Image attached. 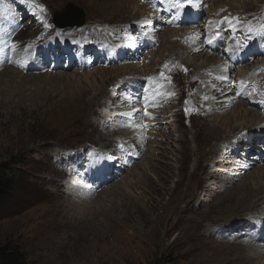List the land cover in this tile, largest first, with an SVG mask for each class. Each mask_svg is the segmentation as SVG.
<instances>
[{
    "label": "rangeland",
    "instance_id": "1",
    "mask_svg": "<svg viewBox=\"0 0 264 264\" xmlns=\"http://www.w3.org/2000/svg\"><path fill=\"white\" fill-rule=\"evenodd\" d=\"M194 1L201 8L196 12L200 11L204 18L202 28L180 25L174 17L164 21L161 17L165 6H161L162 16L159 17L151 0H133L126 8L132 15L129 23L125 21L128 14L104 16L84 0H28L29 5L23 0H0V163L11 160L20 163L18 183L8 199L0 204V247L18 246L31 264H224L227 246L239 244L246 248L240 244L244 238L251 239L256 246L264 245V234L254 225L241 227L237 230L240 235L232 232L219 220L221 209L217 204L235 182H228L229 176L239 177L235 175L237 167L255 162L244 175L248 176L264 166V161L259 160L264 144L251 153L245 152L241 143L238 150V144L233 149L229 146L219 149L220 141H212L214 137L207 133V127L213 126V122L223 132L226 127L220 118H211L214 109L207 108L206 103L213 98L201 92L203 84L208 88L207 83H210L214 87L212 92L219 87L215 92L220 93L228 82L238 100L223 109V113H214L217 117H231L239 103L247 104L235 89L240 69H246L242 72L245 75L249 69L256 68L252 81L257 91L253 96H260L258 92L264 90V0ZM219 2L226 9L221 11L226 13L222 20V31L226 33L222 47L237 53L236 58H239V50L234 46L247 41L243 33L248 32L253 39L248 46L259 43V54L253 50L246 61L232 60L229 81L214 76V72L200 71L203 65L214 64L218 56H222L223 63L228 61L222 47L214 52L192 53L187 58V45L174 50L165 44L168 37L172 38V44L180 43L176 36L181 32L185 36L193 27L205 35H200L202 40L212 35L215 30L207 28L212 24L209 21L212 8H220ZM181 3L186 0H176V5ZM70 5L81 14L71 13L63 19L80 20L84 22L82 28L56 29L53 18L65 13ZM170 7L177 8L172 4ZM142 12L155 16L152 25L142 26V21L133 16ZM192 15H188L190 19ZM234 16L239 17L240 24L232 20ZM231 26L237 27L236 30L242 28L243 36L237 37L238 32L232 31ZM132 29L148 33L156 41L155 47L142 58L133 56L129 61H119L110 47L118 44L113 42L115 36L121 37ZM230 37L234 42L229 41ZM51 39L55 42L52 52L58 47L56 40L60 45L71 40L64 44L69 48L74 41L70 67H67L66 55L59 58L60 49L47 66H42L47 63L46 58L37 61L39 53L34 50L42 44L46 47ZM135 41L139 47L137 38ZM11 46L17 47L20 53L32 55L30 58L38 62V70L27 65L34 67V72L23 73L16 63L24 58L16 61L15 55H8L7 49ZM10 68L22 72V77L31 75L26 79L28 84L19 74L8 70ZM46 73L53 76H37ZM125 73L131 78L121 83L124 88H119L123 79L118 81L117 77ZM77 74L88 76L89 81L92 76L99 78L92 90L89 81L84 80L81 87L89 92L86 104L104 92L100 104L91 102L85 109L66 107L65 98H70L79 87L68 77ZM207 76L211 78L208 82ZM111 79L118 83L106 82ZM143 85L148 88L141 100L138 91ZM150 86L157 89L149 90ZM259 100L247 105L260 117L253 127L264 129V103ZM132 104H137L133 114L127 109ZM107 109L112 112L109 119L105 114ZM115 112L122 114H113ZM141 120L147 121L144 127ZM235 121L244 122V117ZM131 125L135 132H138L135 128H139L146 135L143 144L136 139L117 138L121 130ZM253 127L246 133L251 135ZM108 133L107 139L101 141ZM126 149H130L128 156L124 155ZM231 157L235 163L224 162ZM73 182L79 186H73ZM85 183L93 188H84ZM85 198L101 202L86 207L88 216L96 215V230L92 225L87 229L85 224L71 221L79 216L76 207ZM68 202L73 207L68 208ZM255 216L264 222V207L259 208ZM169 229L173 230L168 232ZM250 230L255 232V237H250Z\"/></svg>",
    "mask_w": 264,
    "mask_h": 264
},
{
    "label": "bare ground",
    "instance_id": "2",
    "mask_svg": "<svg viewBox=\"0 0 264 264\" xmlns=\"http://www.w3.org/2000/svg\"><path fill=\"white\" fill-rule=\"evenodd\" d=\"M24 1H25V3H29L28 0H24ZM84 1L87 2V4L89 6H92L95 9H97L98 11L102 12V14L104 16H109V15H113V14H117L118 16L119 15H126V14H128L129 16L125 19V21L127 20V22L128 21L131 22L130 19H131L132 15H130L127 12V9L126 8L131 3H133V0H127V2L125 0H84ZM201 1L202 0H198L199 3ZM233 2L235 3L236 0H233ZM222 5L223 4H220V2H219V5L218 6L220 8H212L213 14L211 15V19L209 20L210 23H212V24L211 25L209 24V27L207 29L212 28L213 25H214V23H215V21H217V20H218L217 22H220V23L223 22L222 20L224 19L226 13H224V12L221 13V11L222 10L225 11L226 9H224V7H222ZM166 6H168V4H166ZM134 11H135V9H134ZM70 12L71 13H78L79 10L71 9ZM149 13L151 14L150 16H149V14H146L145 15V13H143V12L142 13H137L136 15H133V16L134 17H137L136 19L138 21L139 20H140V22L142 21V24H141L142 26H148L150 24L152 25V23H154V19H155L154 18L155 16H152V13L151 12H149ZM141 16L144 17V18H142ZM78 21H80V20H78ZM157 21H160V20L157 18ZM225 26H229V25L226 24ZM233 28H234V30H236L237 27H233ZM188 30H189V32L188 33L186 32L185 36H184L183 32H181L182 33L181 35H177L176 36V37H178L181 40L180 43H176V44L174 43V44H172L171 43L172 38L169 39V37H168L166 39L165 44L167 43L168 44V47L170 46V48H172L174 50H177L178 48L179 49H182V47H184L185 45H187L186 50H185V51H188L187 58H189L192 53H197V52H205V53H208V51H206L204 47L202 48V43L201 42L198 41V43H195L196 41H192L190 39L191 37H193L196 34L199 35L200 32L197 31L196 27H193L192 29H188ZM231 30H232V28H231ZM69 31H71V30H69ZM212 31L213 30H211V32ZM201 34L203 35V33H201ZM155 36H157V35H155ZM203 36H205V35H203ZM246 36L247 35H244L243 39H246L247 40L248 38ZM53 40L54 39H51L50 40V43L47 44L46 47H45L46 48V53L50 51L49 55H51V53H52V47L54 48V43L55 42ZM258 44L259 43H256L255 42L251 46H246L244 48H242L243 47L242 46V47L238 48L239 54H240L239 58H236L237 56L234 55L231 60L228 59V61L227 62H224V63L221 60L222 56H218L217 57L218 60L215 61L214 64L209 65V63H208L206 65H203L202 67H200L201 68L200 71L201 70H205V72H210V73L211 72H214V76H217L218 75L220 79L226 80L229 77L230 72L232 71V69H231L232 68V60L233 59H237L238 61H246V60L249 59L248 57L251 55V53L253 52V50L257 51L256 54H259V51H258L259 45ZM229 47H231V49H232V46H229ZM48 48H50L49 51H48ZM234 48H236V47L234 46ZM171 51H173V50H171ZM80 52H82V54H83L84 53V50H80ZM177 54H179V53H177ZM26 55L27 54H25V53H21V54L15 56L16 61H17V58H20V57H23L24 58ZM174 55L175 54H172L171 53V56H174ZM31 56L32 55H27L26 56L27 59L24 58V59L18 60L17 63H16L18 65V67H20L19 63L21 62V64H22L23 67H27V65H30V66H34L35 67V68L32 67V70H33V68L35 70H38V67H36V64L35 65H32L31 63H29V61L31 59L30 58ZM41 59H43V58H41ZM41 59H37V61H40ZM220 61H221V63L219 64ZM185 62L188 65L191 64V63H189V60L188 61H185ZM85 64H86V62H85ZM259 67H260V65H259ZM8 70L16 72L17 74H19V77L22 80H25V81H26V79L32 77L31 75H28L27 77L26 76H23L22 77V72H20V71L18 72L17 70H15V69L13 70L12 68H10ZM192 70H194V69H192ZM244 70H246V69H240V72H241L240 74L241 75H238L237 76L239 79L237 80L238 81V84L236 85L237 87L235 88L236 90H238L237 91L238 93H241V96L242 97L240 99L245 100V102L247 104H252L253 102H257L259 100V98H260L259 101L264 103V90H261V91L258 92L260 94V96H258V97L253 96V93L255 91H257V89H256V86L253 84L252 77H253L254 74H256V70L257 69L256 68L255 69H249V71L246 72L245 75H242L243 74L242 72ZM23 71H24V69H23ZM29 71H31V70H29ZM176 72H177V70H176ZM261 73H263V72H261ZM57 75H66V74H64V73L63 74L58 73ZM201 75H202V73H201ZM37 76L48 78V77H51L53 75L52 74H49V73H46L43 76H41V75H37ZM80 76L77 74V75H73V76H69L68 77V78H70L71 82L74 85L79 84V87H78V90H76V92H72L70 94V98H65V105H66V107H76V108L79 107V109L80 108L85 109V108H88L91 105V102H92V105L96 101H99L98 103L100 104L101 101H102V99H103V96L105 94L104 92H101L98 95L94 96L93 99H90L91 101H89V104H86L85 103V98L87 97V95H89V92L83 90V88L81 87V84H82V82L84 80L85 81H89V77L88 76H82V75H80ZM130 78H131V76L128 73L127 74L125 73L123 75L118 76L117 77V80L118 81L120 79H123L118 84V87L119 88H124L123 85H121V83H125L126 80L127 79H130ZM98 79H99L98 77L92 76V81H89L90 86H91V90L95 87V84L97 82H99ZM206 79H207L206 82H208V81L211 80V78L210 77L208 78V76H207ZM62 80H64V79H62ZM117 80L111 79L110 81H106V82H110V83L113 84ZM118 81H117V83H118ZM62 82H60V83H62ZM66 82H68V80ZM26 83H27V81H26ZM207 84L209 85L208 88H206V86H205L206 84H203V89L201 90V87H200V90L202 92V95L204 94L205 97H212L213 98L211 101L209 100L206 103L207 104V108L210 107V108H213L214 109L213 110V114L214 115L213 116L211 115L212 116L211 118H214V117H216V119L217 118H220L221 121L222 120L224 121L223 125L226 127V130H224V132H223V131H221L222 129L219 130L220 127L217 126L215 122H213V124H214L213 126H208L207 127V133L210 134L211 137L212 136L214 137L212 141H220L219 142L220 145L218 143V145L220 146L219 149L222 146H225L224 149H226L227 146H229L230 149H233L234 146L236 144H238L237 147H236V149L238 150L239 147H240V145L243 144V148L245 149V152H247V153H251V152H254V151H258L257 149L260 148V145L261 144H264L263 143L264 142V136H260V135H264V133H262L264 131V129H262V128H259L258 129L257 127H255V128L253 127V124L256 123L257 119L258 118L260 119L259 114L255 113L254 110L251 111L250 110L251 108L247 104H245V103H239L234 108V110H232L231 117H226V116L217 117V116H215V113L214 112H221V113H223V109L229 108L235 101L238 100V98H236L237 95L234 96V94H233L234 93L233 87L227 85L228 82H227V84L226 83L224 84V89L220 93L215 92V91H218L219 87H217L216 90L214 92H212V90H213L214 87L210 83H207ZM71 86H73V85H71ZM115 86H117V85H115ZM219 86H221V85H219ZM109 87L110 86H108L107 88H109ZM263 89H264V87H263ZM258 90H260V89H258ZM20 98H21V96H20ZM131 98H132V96H131ZM145 98H146V96H145ZM124 99L127 100V98H124ZM128 99H129V96H128ZM146 100H145V102H146ZM156 100H158V99H156ZM134 101H136V100H134ZM99 104H97V105H99ZM136 108H137V104H135V106L132 104L131 107H127V109H131V113L132 114L136 111ZM207 112H208V110H207ZM116 113L122 114L121 112H115L113 114H116ZM105 114L108 115L107 116V119H109L110 116H112V112L109 109H107V111H106ZM260 116L262 117V115H260ZM239 117H244V122L241 121L238 124L237 121H235V120L237 118H239ZM245 118H247V120L248 119L249 120L247 121V120H245ZM250 124H251V126H249ZM256 125H257V123H256ZM251 127H253V129H254L251 132V135L252 136L250 135L249 132L246 133L247 130H249ZM135 129H137L138 132H135L134 131V125H131V126H129L128 129L121 130L120 133H118L116 136H117V138H119L120 136H122L124 139L130 140V141H132V139H136L138 141H142L141 144H143L144 143V138H145L146 135L144 133L142 134V132H141V130L139 128H135ZM108 135H109V133L108 134H105L102 139L100 138L101 141L106 140L107 137H108ZM239 143H241V144H239ZM213 148L214 147H212V149ZM213 151L214 152H217V149H213ZM259 155H260L259 156V160L260 161H264V153H260ZM224 157H225V155H224ZM224 162L225 163H235L234 162V159L232 157L229 158V159L228 158L227 159H224ZM252 164H256V163L254 162ZM252 164H244L243 163L242 165H240L239 167L236 168L237 169L236 171L234 169V171L236 172L235 175L237 176V174H239V177H234L235 179H233V178H231L233 176L232 174H231V176H229L228 182L233 181V180L235 181L233 183V185L230 184L231 185L230 187L231 188L233 187V189H231V188L228 187L229 188L228 189L229 192L227 191L228 193L227 194H224V196L221 199H219V201L217 203L218 204V207L221 209V213H220V216L221 217L219 218V220L221 219L222 220L221 222L224 223L225 225H227V227L232 232L235 231L236 235L242 234V233H239L237 231V230L241 229V227L242 228L243 227L244 228H247L246 226H251V225H254L255 228H258L259 231H261V232H263V230H264V222L260 221V220H262L261 217L255 216V214L258 211V209L261 208V207H264V166H262V167L258 168L257 170H255L254 173L248 174V176H244L245 173H248L249 165H252ZM214 167H216V166H214ZM236 180H240L241 181L240 184L236 183ZM72 185L73 186L75 185V187H78L79 186V185L76 186V184L74 182H73ZM85 185L86 186L84 188H93L89 184L87 185L85 183ZM67 187H70V185L67 186ZM72 190H74V189H72ZM71 193L72 194H79L78 191H76V192H73L72 191ZM88 196H90V194H88ZM108 198H110V197H108ZM92 203L98 205L101 202L99 200H94L93 202H91L89 198H85V201L84 202H80L79 204H77V205H79V206L76 205L77 207L75 206L77 208L76 211L78 212L79 216H77L75 218H72L71 221L74 222V223H79V224L82 223V224H85L86 225V228L92 225L93 228L96 230V228H95L96 227V222H95V216L96 215L95 214H91L90 216H88V214L86 213V212L89 211L86 207L89 204H92ZM71 206H72V203L71 202H68L67 207L69 208ZM241 218H243V221H240L239 220ZM248 228H251V227H248ZM95 230H88V231L94 233V232H96ZM172 230L173 229H169L167 231L168 232H171ZM250 232L252 233V236H250V237L253 238V237L256 236L255 232H253L252 230H250ZM244 239L245 240L242 243H240V244L245 245L246 248L245 247H242V246H239V244H237L235 246H232V247L225 245L227 247L224 248V264H264V245H259L258 244L256 246L255 244H252V242H254V241H252L251 239H249V238H244ZM236 241H237V239H236ZM90 248H92V247H90ZM89 250H91V249H89Z\"/></svg>",
    "mask_w": 264,
    "mask_h": 264
},
{
    "label": "trees",
    "instance_id": "3",
    "mask_svg": "<svg viewBox=\"0 0 264 264\" xmlns=\"http://www.w3.org/2000/svg\"><path fill=\"white\" fill-rule=\"evenodd\" d=\"M20 163L11 160L0 163V204L8 199L20 176ZM0 264H31L18 246L6 244L0 247Z\"/></svg>",
    "mask_w": 264,
    "mask_h": 264
},
{
    "label": "water",
    "instance_id": "4",
    "mask_svg": "<svg viewBox=\"0 0 264 264\" xmlns=\"http://www.w3.org/2000/svg\"><path fill=\"white\" fill-rule=\"evenodd\" d=\"M71 8L75 9L74 7H72V5H70L67 10H65V13H60V14H57L55 15L56 17L54 18V23L59 27V28H66L67 26H70V25H75V21L74 19H69V20H64L63 17L65 16H68L71 14L70 10ZM77 10V9H76ZM79 13L81 14V12L79 11L78 13H73L75 14V16H79ZM79 25L80 26H83V23L82 21H78Z\"/></svg>",
    "mask_w": 264,
    "mask_h": 264
},
{
    "label": "snow or ice",
    "instance_id": "5",
    "mask_svg": "<svg viewBox=\"0 0 264 264\" xmlns=\"http://www.w3.org/2000/svg\"><path fill=\"white\" fill-rule=\"evenodd\" d=\"M187 6H191L193 8L197 7V5L194 2V0H186V3H181V4L178 5V7H180V8H185ZM209 43H211V41H209ZM145 115H147V112H145Z\"/></svg>",
    "mask_w": 264,
    "mask_h": 264
}]
</instances>
